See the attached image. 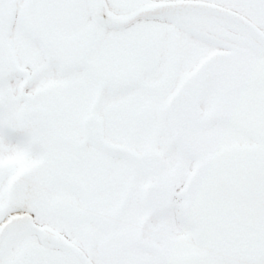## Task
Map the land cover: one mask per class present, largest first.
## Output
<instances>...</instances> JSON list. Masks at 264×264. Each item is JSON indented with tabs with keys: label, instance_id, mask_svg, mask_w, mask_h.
Returning a JSON list of instances; mask_svg holds the SVG:
<instances>
[{
	"label": "snow or ice",
	"instance_id": "obj_1",
	"mask_svg": "<svg viewBox=\"0 0 264 264\" xmlns=\"http://www.w3.org/2000/svg\"><path fill=\"white\" fill-rule=\"evenodd\" d=\"M0 264H264V0H0Z\"/></svg>",
	"mask_w": 264,
	"mask_h": 264
}]
</instances>
